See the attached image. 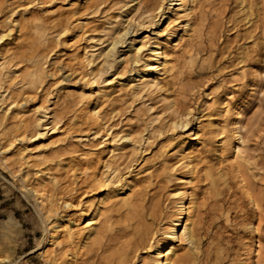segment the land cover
<instances>
[{"label": "rangeland", "instance_id": "obj_1", "mask_svg": "<svg viewBox=\"0 0 264 264\" xmlns=\"http://www.w3.org/2000/svg\"><path fill=\"white\" fill-rule=\"evenodd\" d=\"M195 1L186 17L172 0H0V264H92L97 246L76 245L96 208L104 249L124 250L120 264H151L190 201L200 239L191 264H219L220 251V264H264V0ZM38 62L44 76L31 86ZM150 74L155 87L142 84ZM65 224L73 238L61 233L53 248ZM174 244L179 256L190 253L188 242Z\"/></svg>", "mask_w": 264, "mask_h": 264}, {"label": "bare ground", "instance_id": "obj_2", "mask_svg": "<svg viewBox=\"0 0 264 264\" xmlns=\"http://www.w3.org/2000/svg\"><path fill=\"white\" fill-rule=\"evenodd\" d=\"M88 1V0H87ZM90 1V0H89ZM142 1V0H141ZM84 2V1H83ZM196 1L195 0H172V3H171V6H173V7H175V10H182L184 13H182V14H184L186 17H189V14H193L192 12L191 13H189L190 12V10H192V8L194 7L193 5H195L194 3H195ZM90 3V2H89ZM154 3V2H153ZM160 3V2H159ZM79 4V3H78ZM197 4V3H196ZM83 5V4H82ZM161 6V5H160ZM178 8H177V7ZM77 7V6H76ZM97 7V6H96ZM143 7V6H142ZM148 8H149V6H148ZM169 9V8H168ZM171 9V8H170ZM194 9V8H193ZM75 10V13H76V8L74 9ZM78 10V9H77ZM82 10H83V8H82ZM143 10V9H142ZM147 10V9H146ZM156 10V9H155ZM172 10L174 11V8H172ZM134 11H136V10H134ZM193 11V10H192ZM81 12V11H80ZM147 12V11H146ZM161 12H162V10H161ZM160 12V13H161ZM165 12V11H164ZM163 13V12H162ZM171 13V12H170ZM173 13V12H172ZM79 14V13H78ZM149 14V13H148ZM166 14V13H165ZM178 14V13H177ZM157 15H159V14H157ZM157 15H155V16H157ZM174 15V14H173ZM161 16V15H160ZM163 16V15H162ZM165 16V15H164ZM185 16H184V18H185ZM168 17V16H167ZM183 18V17H182ZM191 18V17H190ZM167 19L168 18H163V22H166L167 21ZM170 19V18H169ZM124 20V19H123ZM127 20V19H126ZM125 20V21H126ZM185 20H186V18H185ZM187 21H189V20H187ZM124 23V22H123ZM110 24V23H109ZM118 24V23H117ZM128 24V23H127ZM170 24V23H169ZM188 24V23H187ZM141 25V24H140ZM45 26V25H44ZM142 26V25H141ZM186 26V25H185ZM189 26V25H188ZM43 27V26H42ZM41 27V28H42ZM82 28V27H81ZM161 28V27H160ZM163 28H164V26H163ZM77 29H78V26H77ZM76 29V30H77ZM84 29V28H83ZM109 29V28H108ZM119 29V28H118ZM47 30V29H46ZM79 30H81V29H79ZM113 31V30H112ZM79 33V32H78ZM42 34L43 33H41V36H42ZM39 35V34H38ZM48 36V35H47ZM184 36V35H183ZM4 37H5V35H2V36H0V40H2V39H4ZM56 37V36H55ZM114 37V36H113ZM121 37V36H120ZM41 38V37H40ZM46 38V37H45ZM95 39V38H94ZM115 39H117V38H115ZM114 39V40H115ZM124 39V38H123ZM143 39V38H142ZM145 39V38H144ZM41 40V39H40ZM46 40V39H45ZM93 40V39H92ZM125 40V39H124ZM140 40V39H139ZM98 41V40H97ZM178 41H179V38H178ZM177 41V42H178ZM139 42H141V41H139ZM121 43V41L120 40H116V41H114V43H112V46H111V48L109 49V51H108V53L106 54V61H108V64H109V66L111 65V57H114V55H115V53H116V51L118 50H116V48H117V45H121L120 44ZM124 43V42H123ZM146 43V42H145ZM144 43V44H145ZM181 43V42H180ZM139 44V43H138ZM140 44H142V43H140ZM143 44V45H144ZM178 44V43H177ZM142 46V45H141ZM110 47V46H109ZM133 47V46H132ZM145 47V46H144ZM131 49V48H130ZM138 49V48H137ZM140 49V48H139ZM99 50V49H98ZM100 51V50H99ZM105 51V50H104ZM139 51V50H138ZM144 51V50H143ZM142 51V52H143ZM151 51V50H150ZM130 52V51H129ZM132 52V51H131ZM141 52V53H142ZM103 53V52H102ZM155 54H160V55H163V56H166L165 54H164V52L163 53H158V52H154ZM166 53V52H165ZM86 54V53H85ZM170 54V53H169ZM39 55V54H38ZM87 55V54H86ZM116 55H117V53H116ZM138 55H139V53H138ZM9 56V55H8ZM11 56V55H10ZM46 57L45 58H47V55H45ZM119 56V55H118ZM152 56V55H151ZM154 56V55H153ZM4 57V56H3ZM2 57V58H3ZM7 57V56H6ZM5 57V58H6ZM41 57H42V55H41ZM92 57L93 56H91V59H92ZM125 57V56H124ZM132 57V56H131ZM40 58V57H39ZM101 58H102V56H101ZM166 58V57H165ZM42 59H43V57H42ZM137 59V58H136ZM163 59V58H162ZM5 60V59H4ZM85 60H87V57H86V59ZM114 60V59H113ZM117 60V59H116ZM133 60V59H132ZM139 60V59H138ZM138 60H137V62H136V64L138 63ZM148 60V59H147ZM169 60V59H168ZM1 61H3V59L1 60ZM37 61V60H36ZM88 61V60H87ZM92 61L94 62V60L92 59ZM121 61V60H120ZM129 61H130V59H129ZM133 61H135V60H133ZM149 61H150V58H149ZM148 61V62H149ZM159 61V60H158ZM6 62V61H5ZM13 62V61H12ZM105 62V61H104ZM127 62V61H126ZM125 62V63H126ZM2 63H4V62H2ZM9 63V62H8ZM35 63V62H34ZM95 63V62H94ZM107 63V62H106ZM116 63V62H115ZM120 63V62H119ZM119 63H118V65H119ZM169 63V62H168ZM40 63L38 62V63H36L35 65L34 64H30V65H33L34 66V69L30 72L29 70V77H30V81H29V85H31V86H35L37 83H39L41 80H42V77L44 76L43 75V71H42V68H41V66L39 65ZM103 64V63H102ZM117 64V63H116ZM120 64H122V63H120ZM144 64V63H143ZM160 64V63H159ZM1 65V64H0ZM5 65V64H4ZM7 65V64H6ZM9 65V64H8ZM87 66H89L88 64H86ZM93 65V64H92ZM123 65V64H122ZM32 66V67H33ZM108 66V65H107ZM106 66V67H107ZM2 67H3V65H2ZM12 67V65L10 66V68ZM105 67V66H104ZM112 67V66H111ZM111 67H109V68H111ZM31 68V67H30ZM114 68V67H113ZM143 68H145V67H143ZM164 68H165V64L164 63H162L161 65H158V66H155V65H150V66H148V69L149 70H151V72H155V71H158V70H164ZM2 69H4V67L2 68ZM119 69V72H120V68H118ZM147 69V68H146ZM5 71H7L6 70V66H5V69H4ZM4 70H2V73L4 72ZM15 70V69H14ZM18 70V69H17ZM106 70V69H105ZM141 70V69H140ZM10 71H11V69H10ZM107 71H108V68H107ZM95 72V71H94ZM15 73V72H14ZM27 73V72H26ZM47 73V72H46ZM45 73V74H46ZM103 73V72H102ZM106 73V72H105ZM147 73V72H146ZM10 74V73H9ZM16 74V73H15ZM120 74V73H119ZM144 74V73H143ZM149 74V73H148ZM6 75V74H5ZM11 75H13V74H11ZM23 75V74H22ZM47 75V74H46ZM94 75H95V73H94ZM138 75V74H137ZM164 75H166V74H164ZM15 76V75H14ZM20 76V75H19ZM18 76V77H19ZM98 76V75H97ZM141 76V75H140ZM10 77V76H9ZM11 77H13V76H11ZM10 77V78H11ZM17 77V78H18ZM90 77V76H89ZM93 77V76H92ZM3 78V77H2ZM2 78H0L1 79V82H2ZM5 78V77H4ZM98 78V77H97ZM141 78H142V80L144 81H142L143 83L142 84H144V86H146V87H148V86H154L155 87V85H157V77H155L154 76V74L152 75V74H150L149 76H145V75H142L141 76ZM160 78V80L162 81V79H161V77H159ZM6 79H8V78H6ZM5 79V80H6ZM15 79H16V77H15ZM90 79H93V78H90ZM134 79V78H133ZM10 80H12V78L10 79ZM14 80V79H13ZM19 80V79H18ZM94 80V79H93ZM20 81V80H19ZM18 81V82H19ZM28 81V80H27ZM96 81V80H95ZM98 81H99V79H98ZM6 82H8V81H6ZM11 82H13V81H10V83ZM104 82V81H103ZM137 82H140V80L139 81H137ZM3 83V82H2ZM136 83V82H135ZM20 84H22V83H20ZM24 84L26 85V83L24 82ZM94 84V83H93ZM129 84V83H128ZM128 84H127V86H128ZM11 85H12V83H11ZM14 85V84H13ZM16 85V84H15ZM161 85V84H160ZM3 86V85H2ZM21 86V85H20ZM27 86H28V84H27ZM139 86V85H138ZM163 86V85H162ZM13 87V86H12ZM12 87H10L11 89H12ZM17 86H15V88H16ZM22 87V86H21ZM2 88V87H1ZM9 88V89H10ZM129 88V87H128ZM138 88V87H137ZM4 89V88H3ZM6 89H8V88H6ZM6 89H4V90H6ZM18 89V88H17ZM30 89H32V88H30ZM130 89H132V88H130ZM153 89V88H152ZM152 89H151V91H152ZM15 90V89H14ZM129 90V89H128ZM157 90V89H156ZM158 90H160V89H158ZM9 91V90H8ZM7 91V92H8ZM24 91V90H23ZM137 91V90H136ZM138 91H139V89H138ZM141 91H142V89H141ZM6 91L4 92V93H7ZM17 92V91H16ZM19 92V91H18ZM21 92V91H20ZM19 92V93H20ZM101 92V91H100ZM100 92H99V94H100ZM152 92H156L155 90L154 91H152ZM160 92V91H159ZM3 93V92H2ZM13 93V92H12ZM11 93V91H10V94H12ZM104 93V92H103ZM134 93H136L135 91H134ZM133 93V94H134ZM147 93H148V91H147ZM150 93V92H149ZM82 94V93H81ZM86 94V93H85ZM8 95V94H7ZM7 95H5V96H7ZM105 95V94H104ZM0 96H1V94H0ZM17 96H18V94H17ZM97 96V95H96ZM14 97V96H13ZM105 97V96H104ZM106 97H108V96H106ZM9 98V97H8ZM101 98H103V97H101ZM92 99V98H91ZM95 99V98H94ZM98 99V98H97ZM2 100V99H1ZM7 100V99H6ZM8 101H9V99H8ZM0 102H2V101H0ZM5 102V101H4ZM90 102V101H89ZM6 103V102H5ZM9 103V102H8ZM12 103V102H11ZM91 103V102H90ZM95 103V102H94ZM1 104V103H0ZM34 104V103H33ZM171 104V103H170ZM10 105V104H9ZM14 105V104H13ZM89 105V104H88ZM7 106H8V104H7ZM11 107H12V104L10 105ZM1 107V106H0ZM11 107L9 108V109H11ZM39 107V106H38ZM40 107H42V106H40ZM98 107V106H97ZM96 107V108H97ZM37 108V107H36ZM89 108V107H88ZM2 109V108H1ZM33 109V108H32ZM166 109V108H165ZM172 109V108H171ZM170 109V110H171ZM12 110V109H11ZM11 110H9V111H11ZM25 110V109H24ZM27 110V109H26ZM37 110V109H36ZM35 110V111H36ZM88 110V109H87ZM92 110V109H91ZM94 110V109H93ZM175 110V109H174ZM33 111H34V109H33ZM99 111V110H98ZM21 112H23V111H21ZM31 112V111H30ZM30 112H27V113H29V114H31ZM43 112V111H42ZM91 112V111H90ZM94 111H92V113H93ZM97 112V111H96ZM175 112V111H174ZM12 113V112H11ZM17 113V112H16ZM19 113V112H18ZM26 113V114H27ZM91 113V114H92ZM98 113V112H97ZM3 114V113H2ZM7 114V113H6ZM5 114V115H6ZM22 114V113H21ZM43 114H45V113H43ZM95 114V113H94ZM174 114V113H173ZM181 114V113H180ZM4 115V116H5ZM93 115V114H92ZM100 115V114H99ZM19 116V115H18ZM32 116H33V114H32ZM47 116V115H46ZM53 116V115H52ZM96 116V115H95ZM98 116V115H97ZM96 116V117H97ZM174 116V115H173ZM178 116V115H177ZM186 115H184V117H185ZM17 117V116H16ZM23 117V116H22ZM27 117V116H26ZM28 117H29V115H28ZM33 117H35V115L33 116ZM38 117V116H37ZM43 117V116H42ZM99 117V116H98ZM237 117V116H236ZM239 117V116H238ZM21 118V117H20ZM44 118V117H43ZM49 118V117H48ZM55 118L56 117H54V120H55ZM180 118V117H179ZM241 118V117H240ZM6 119V118H5ZM38 119V118H37ZM175 119V118H174ZM3 119H1V121H2ZM28 120V119H27ZM31 120H32V117H31ZM35 120H36V118H35ZM40 120H41V118H40ZM176 120V119H175ZM5 121V120H4ZM3 121V122H4ZM19 121V120H18ZM22 121V120H21ZM172 121V120H171ZM36 122V121H35ZM176 122V121H175ZM178 122V121H177ZM189 122V121H188ZM239 122V121H238ZM2 123V122H1ZM22 123V122H21ZM25 123H27V122H25ZM29 123V122H28ZM173 123H174V121H173ZM186 123V122H185ZM184 122H179V126H181V127H183L184 129H186L187 128V126H188V124H185ZM178 123H175V125H177ZM20 125V124H19ZM28 125V124H27ZM44 125V124H43ZM2 126V125H1ZM21 127H22V125H20ZM23 126H24V124H23ZM33 126H34V124H33ZM239 126H240V124H239ZM27 127V126H26ZM25 127V128H26ZM35 127V126H34ZM36 127H37V131H38V134H37V136L39 137H43L44 136V133H42V130H39L40 128V121H38V123L36 124ZM17 128H18V126H17ZM20 128V127H19ZM28 128V127H27ZM32 128V127H31ZM174 128V127H173ZM240 128V127H239ZM34 130V132L36 131V128L35 129H33ZM46 130V129H45ZM30 131H32V129L30 130ZM33 132V131H32ZM46 132V131H45ZM238 132V131H237ZM36 133L37 132H35V135H36ZM47 134V133H46ZM240 134V133H239ZM198 135V134H197ZM197 135H196V133H195V137H193V138H195V139H197L198 137H197ZM129 136H131V135H129ZM236 137V136H235ZM237 137H238V135H237ZM242 137V136H241ZM44 138V137H43ZM134 139V138H133ZM236 139V138H235ZM242 139V138H241ZM139 140V139H138ZM238 140V139H237ZM189 141V140H188ZM193 141V140H192ZM141 142V141H140ZM178 142V141H177ZM238 142V141H237ZM132 143V142H131ZM137 143V142H136ZM139 143V142H138ZM238 143H240V142H238ZM13 144V143H12ZM177 144V143H176ZM116 145V144H115ZM133 145V144H132ZM184 145V144H183ZM189 145V144H188ZM235 145H236V143H235ZM117 146V145H116ZM180 146V145H179ZM115 147V146H114ZM185 147V146H184ZM27 149H30V148H26V152H27ZM178 149H179V147H178ZM184 149V148H183ZM235 150H234V161H238V159L240 158L239 156L242 154V150H241V147L240 146H235V148H234ZM24 150V149H23ZM110 150V149H109ZM180 150V149H179ZM178 150V151H179ZM22 150H20L19 152H21ZM111 151V150H110ZM117 151V150H116ZM177 151V150H176ZM183 151V150H182ZM181 151V152H182ZM188 152V151H187ZM21 153H25V151L23 152H21ZM31 153V152H30ZM190 153H191V151H190ZM189 153V154H190ZM22 154V155H23ZM115 154V153H114ZM188 154V153H187ZM21 155V154H20ZM21 155V156H22ZM33 156V155H32ZM113 157H114V155H112ZM181 156H182V154H181ZM23 157V156H22ZM34 157V156H33ZM38 157V156H37ZM112 158V157H111ZM116 158V157H115ZM187 159L189 158V156L188 157H186ZM181 159H183V158H181ZM29 160V159H28ZM183 160H185V159H183ZM107 161V160H106ZM110 161V160H109ZM112 161V160H111ZM189 161V160H188ZM104 162V161H103ZM114 162H115V160H114ZM187 163V162H186ZM238 164V163H237ZM105 165V164H104ZM115 165H116V162H115ZM114 166V165H113ZM106 167V166H105ZM108 167V166H107ZM110 167V166H109ZM104 169H106V168H104ZM104 169H103V171H104ZM112 170V169H111ZM115 172V171H114ZM49 176H51L50 174H49ZM118 176V175H117ZM117 176H115L114 178H116ZM48 177V176H47ZM113 177V176H112ZM111 177V180L113 179ZM55 178V177H54ZM101 178V177H100ZM55 179H57V178H55ZM99 179V178H98ZM117 179V178H116ZM26 180V179H25ZM50 180H51V178H50ZM96 180V179H95ZM108 180V179H107ZM118 180V179H117ZM39 181V180H38ZM97 181V180H96ZM100 181V180H99ZM109 181V180H108ZM107 181V182H108ZM42 182V181H41ZM40 182V183H41ZM50 182V181H49ZM106 182V183H107ZM113 182V181H112ZM44 183H47V182H44ZM51 183V182H50ZM55 183H56V181H55ZM103 183H104V181H103ZM106 183H105V185H106ZM111 183V182H110ZM115 183H117V181L116 182H114V184ZM38 184V183H37ZM112 185H113V183H111ZM119 184V183H118ZM39 185V184H38ZM44 185V184H43ZM111 185V186H112ZM110 186V185H109ZM121 186V185H120ZM127 186V185H126ZM105 187H107V185L105 186ZM134 187V186H133ZM43 188H45V187H43ZM114 188V187H113ZM117 188V187H116ZM129 188V187H128ZM123 189V188H122ZM113 191V190H112ZM179 191V190H178ZM34 192V191H33ZM44 191H42V190H35V192H34V194L36 195L35 197H36V200L37 201H42L43 200V198H44V195L46 194V192H44ZM110 192V191H109ZM129 192H130V194H129ZM128 193H122V195H121V200H120V202H121V204L123 205V206H128V205H130V203H131V201H132V195H131V191H129ZM115 193H111V195H112V198H113V195H114ZM117 195V194H116ZM103 196H105V195H103ZM107 196V195H106ZM118 196H120V195H118ZM117 196V197H118ZM47 197V196H46ZM45 197V198H46ZM108 197V196H107ZM106 197V198H107ZM115 197V196H114ZM189 197H191V196H189ZM48 198V197H47ZM184 198V197H183ZM101 199V198H100ZM104 199H105V197H104ZM178 199V198H177ZM176 199V200H177ZM189 199V198H188ZM50 200V199H49ZM102 200V199H101ZM105 200H108V199H105ZM190 200V199H189ZM46 201V200H45ZM44 201V202H45ZM47 201H48V199H47ZM183 201V200H182ZM96 202V201H95ZM41 203H43V202H41ZM97 203V202H96ZM101 203H105L103 200L101 201ZM108 203V202H107ZM191 201L188 203V205L185 203V202H181V204H180V212H181V214H183V216H178V217H175L174 218V216L172 217V218H170V219H172L171 220V222H170V225L168 226V228L166 229V231H165V233H164V235H165V237L167 238V241H165V242H168V243H156V246H154L155 248H154V254H155V257H153V259H152V262L153 263H151V264H191V262H195L196 260H197V257L196 256H194L195 254H194V252L195 251H197V249H198V246H197V243H198V241L200 240L199 238H197L198 236H197V234L194 232V230H193V221H192V207L194 206H192L191 207ZM259 203V202H258ZM257 203V201H256V204H258ZM45 204V203H44ZM49 204H51V200H50V203ZM100 204V203H99ZM47 205H48V203H47ZM105 205V204H104ZM118 205V204H117ZM45 206V205H44ZM50 206V205H49ZM67 206H68V204H67ZM69 206H70V204H69ZM101 206V205H100ZM103 206V205H102ZM43 207V206H42ZM110 207V206H109ZM178 207V206H177ZM45 208V207H44ZM53 208V207H52ZM105 208V207H104ZM107 208V207H106ZM104 209V210H106V212H107V209ZM111 208V207H110ZM94 209V208H93ZM101 209V208H100ZM50 210H51V208H50ZM49 210V211H50ZM101 210H103V209H101ZM111 210V209H110ZM53 211V210H52ZM125 211V210H124ZM176 210H174V212H175ZM104 213H105V211H104ZM176 213V212H175ZM101 214H102V212L99 210V208H96L95 210H94V213L92 214V216L86 221V224L85 225H83V228H81V229H85V230H83V231H85L84 233L85 234H83V239L81 240V238L80 237H82V236H78L80 239H78V241L79 240H81V241H79L80 242V244H77L76 246H77V248H78V246H79V249H77V250H79L80 251V249L82 250V249H84V248H86V249H88L90 252L93 250V248H94V246H97V248H96V251H94L95 252V255H94V260H93V262H92V259L90 260L89 259V261H91L92 262V264H114L115 262H116V264H117V262H118V264H120V262H119V260H121V259H123V260H125V258H126V256H127V253H125V251L124 250H119V248L117 247V249L119 250V251H117V249H112V247L113 246H116V245H114L113 244V246H111V249L113 250H110V246H106L107 248H105L104 249V244H103V240H104V238H103V236L100 238L99 236L101 235V231L100 230H98V228H96V227H94V226H96L98 223H99V217L101 216ZM195 214V213H194ZM105 215H106V213H105ZM144 215V217H146L145 215L146 214H143ZM177 215V214H176ZM196 215V214H195ZM104 216H103V214H102V218H103ZM49 218H50V216H49ZM60 218V217H59ZM62 219V218H61ZM134 219H136V218H134ZM136 220H138L139 221V219L137 218ZM147 220V219H146ZM106 221V220H105ZM130 221H131V219H130ZM140 222V221H139ZM69 223V222H68ZM102 223V222H101ZM110 223H111V221H110ZM58 224V223H57ZM76 224V223H75ZM108 224V223H107ZM103 225V224H102ZM109 225V224H108ZM59 226H61V225H59ZM58 226V229H57V231H56V233L54 232V234H56L55 235V237L53 238V240H52V242H51V245H52V247L54 248L55 246H60L62 243L59 241V235L61 234V233H65L67 236H68V240H69V238L71 239V238H73V237H71L72 236V233H73V229H71V227L70 226H68L67 224H65V225H63V226H61V227H59ZM101 226V225H100ZM103 226H105V225H103ZM55 227H57L56 225H55ZM79 227V226H78ZM111 227H113V226H111ZM80 228V227H79ZM100 228V227H99ZM107 227H105L104 229H105V231H107V229H106ZM54 230V229H53ZM56 230V229H55ZM75 230V229H74ZM77 230V229H76ZM113 231V230H112ZM53 232V231H52ZM79 232V231H78ZM145 232V231H144ZM149 232V231H148ZM199 232V231H198ZM76 233V232H75ZM80 233V232H79ZM108 233V232H107ZM146 233V232H145ZM152 233V232H151ZM163 233V232H162ZM78 234V233H77ZM202 234V233H201ZM51 235H53V234H51ZM76 235V234H75ZM150 235V234H149ZM148 235V236H149ZM60 236H62V235H60ZM106 236V235H105ZM104 236V237H105ZM51 237V236H50ZM140 237V236H139ZM63 238L65 239V237L63 236ZM75 238V242H76V237H74ZM106 239V238H105ZM111 239V238H110ZM146 239H147V237H146ZM149 239V238H148ZM203 239V238H202ZM66 240V239H65ZM136 240V239H135ZM182 241V242H188V244L191 246V248H189V254H185V255H182V256H179L178 255V249H177V247H176V245L174 244L175 243V241ZM51 241V240H50ZM63 241V240H62ZM111 241H113V240H111ZM75 242H73L74 244H76ZM105 242V241H104ZM150 242V241H149ZM63 243H64V241H63ZM78 243V242H77ZM108 243V242H107ZM110 243V242H109ZM112 243V242H111ZM110 243V244H111ZM137 243V242H136ZM140 243V242H139ZM146 243H147V241H146ZM73 244V245H74ZM109 244V245H110ZM129 244V243H128ZM158 244V245H157ZM177 244V243H176ZM201 244H202V241H201ZM76 246H75V249H76ZM129 246V245H128ZM132 246V245H131ZM139 246V245H138ZM147 246V245H146ZM153 246V245H152ZM74 247V246H73ZM181 247V246H180ZM179 247V248H180ZM185 247V246H184ZM128 248V247H127ZM133 248H134V245H133ZM138 248V247H137ZM140 248V247H139ZM146 248V247H145ZM153 248V247H152ZM151 248V249H152ZM183 248V247H182ZM218 248V247H217ZM50 249V248H49ZM74 249V248H73ZM121 249H123V248H121ZM126 249V248H125ZM135 249V248H134ZM51 250V249H50ZM50 250H48L47 249V252H46V254L48 253V255L51 257V255L54 253V250L52 249L51 251ZM76 250V251H77ZM111 251V253H110V255H108V256H104V254L105 253H107L108 251ZM182 251H183V249H181ZM214 250V249H213ZM222 250V249H221ZM75 251V252H76ZM83 251V250H82ZM85 251V250H84ZM99 251H101V252H103L104 251V254H103V256L102 257H99ZM137 251H138V249H137ZM180 251V250H179ZM200 251V253H201V250H199ZM220 251V250H219ZM218 251V252H219ZM93 251H92V253H94ZM133 252V251H132ZM136 252V251H135ZM181 252V251H180ZM73 253V252H72ZM83 253V252H82ZM109 253V252H108ZM107 253V254H108ZM137 253V252H136ZM153 253V252H152ZM196 253V252H195ZM45 254V255H46ZM75 254V253H74ZM79 253H77L76 252V255H78ZM91 254V253H90ZM134 254V253H133ZM132 254V255H133ZM222 254H223V251H220V253H218L217 254V256H216V260L219 262V264H220V262H222V261H224L223 259V257H222ZM227 254V253H226ZM82 255V254H81ZM88 255H89V253H88ZM131 255V256H132ZM137 255V254H136ZM135 255V256H136ZM201 255V254H200ZM87 256V255H86ZM90 256V255H89ZM151 256V255H150ZM48 257V256H47ZM199 257V256H198ZM207 257H208V255H207ZM211 257V256H210ZM69 258V257H68ZM130 258H132V257H130ZM66 259V258H65ZM76 259V258H75ZM118 259V260H117ZM129 259V258H128ZM200 259V258H199ZM209 259H211V258H209ZM53 260V259H52ZM69 260H71V259H69ZM205 260H206V257H205ZM205 260H202L204 263H205ZM55 261V260H54ZM64 261V260H63ZM88 261V260H87ZM122 261V260H121ZM126 261V260H125ZM210 261V260H209ZM70 262V261H69ZM90 262V263H91ZM131 262V261H130ZM146 262V261H145ZM150 262V261H149ZM197 262H199V260L197 261ZM202 262V263H203ZM208 262V261H207ZM64 264H65V262H63ZM62 263V264H63ZM89 263V262H88ZM66 264H76V263H68V262H66ZM80 264V263H79ZM127 264H129L128 262H127ZM149 264V263H148ZM197 264V263H196ZM199 264V263H198ZM208 264V263H207Z\"/></svg>", "mask_w": 264, "mask_h": 264}]
</instances>
